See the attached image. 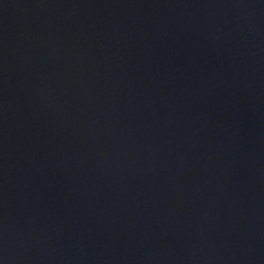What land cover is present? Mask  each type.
I'll list each match as a JSON object with an SVG mask.
<instances>
[{
    "label": "water",
    "instance_id": "95a60500",
    "mask_svg": "<svg viewBox=\"0 0 264 264\" xmlns=\"http://www.w3.org/2000/svg\"><path fill=\"white\" fill-rule=\"evenodd\" d=\"M0 264H264V0H0Z\"/></svg>",
    "mask_w": 264,
    "mask_h": 264
}]
</instances>
